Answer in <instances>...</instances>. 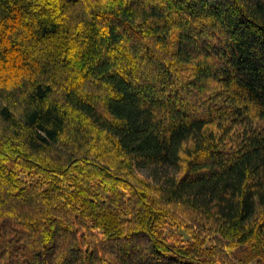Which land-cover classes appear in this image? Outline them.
<instances>
[{"label": "trees", "instance_id": "obj_1", "mask_svg": "<svg viewBox=\"0 0 264 264\" xmlns=\"http://www.w3.org/2000/svg\"><path fill=\"white\" fill-rule=\"evenodd\" d=\"M0 264H264V0H0Z\"/></svg>", "mask_w": 264, "mask_h": 264}, {"label": "rangeland", "instance_id": "obj_2", "mask_svg": "<svg viewBox=\"0 0 264 264\" xmlns=\"http://www.w3.org/2000/svg\"><path fill=\"white\" fill-rule=\"evenodd\" d=\"M171 229H172V231H175L176 233H178V234H181V232L180 231H178V229L177 228H173V227H171ZM185 237H187L186 235H185ZM188 238V237H187Z\"/></svg>", "mask_w": 264, "mask_h": 264}]
</instances>
